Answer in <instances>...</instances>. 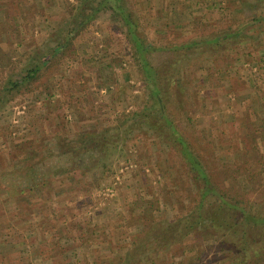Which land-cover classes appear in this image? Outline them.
<instances>
[{
  "label": "rangeland",
  "instance_id": "374dc122",
  "mask_svg": "<svg viewBox=\"0 0 264 264\" xmlns=\"http://www.w3.org/2000/svg\"><path fill=\"white\" fill-rule=\"evenodd\" d=\"M127 1L146 42L181 44L216 35L226 23L232 24L231 30L240 28L237 37L222 44L203 45L193 53L186 49L189 61L180 66L178 85L161 102L178 133L213 168L221 169L220 162L235 170L245 159L255 169L262 160L264 167L258 152L264 151L259 135L264 123V21L255 20L264 11V0H188L177 5L172 0ZM72 4L73 0H0V46L15 61L12 70L6 65L4 81L45 56L34 52L54 46L55 34L72 21ZM122 28L108 12L100 13L50 68L53 75L41 77L51 97L13 93L9 101H0L2 186L13 183L10 172L40 162L41 150H54L51 133L74 138L83 130L103 129L116 114L156 108V98L149 97L129 61ZM98 83L104 87L98 88ZM121 148L109 160L110 175L101 176L99 167L92 168L75 184L55 174L48 178L52 182L46 190L28 196L21 208L25 219L10 227L24 237L19 238L22 245L12 248L18 256L14 264H130L126 258L132 236L144 224L171 220L183 210L190 181H182L185 194L175 197L180 145H175L170 131L135 129L122 138ZM192 185L196 188L194 180ZM12 195L0 189V219L20 206ZM249 198L264 210V190ZM148 206L151 211H145ZM79 233L84 241L76 238ZM248 233L251 237L254 232ZM70 235L75 237L72 243L67 240ZM218 239L188 237L181 258L166 249L154 264H229L232 253L223 252ZM139 261L143 264L142 258ZM247 264H264V254Z\"/></svg>",
  "mask_w": 264,
  "mask_h": 264
},
{
  "label": "trees",
  "instance_id": "16d2710c",
  "mask_svg": "<svg viewBox=\"0 0 264 264\" xmlns=\"http://www.w3.org/2000/svg\"><path fill=\"white\" fill-rule=\"evenodd\" d=\"M187 2L188 0H172L174 5ZM259 10L262 11V8L260 7ZM72 12V15L69 16L72 21L63 29L64 32L55 34L54 46H49L50 50H40L33 54L45 56L38 61L34 60L32 66L12 75L13 77L8 78L7 76L6 81H4L5 75L3 74L6 65L12 70L14 68L12 64L15 61L9 56L7 57L0 46V76L2 78L0 80V87L2 86L0 96L3 98L0 97V101H9L8 96L12 97L14 94L28 95L35 92L44 93L48 98L51 97V92L45 81H41V77L46 73L49 74L47 76L53 75L48 71L57 65V59L67 54L75 39L88 28V25L100 13L108 12L117 25L123 26V34L129 46L127 51L129 61L135 67L143 86L148 89L149 97L156 98V108L148 106L140 112L132 110L128 113L116 114L110 125L98 130H83L74 138L65 137L59 131L53 132L49 141L50 144H54V150L45 149V154L41 150L40 162L30 164L22 171L16 170L14 174L11 172V175L7 174L13 183L8 186H2L0 183V189L10 192L21 203L17 207V211H9L0 219L1 264L6 261L8 264L17 262V251L12 248L22 245L24 241L19 238L24 239V237L18 234V231L11 230L10 227L13 222H21L25 219L21 208L22 206L26 207L30 194L46 190L52 182L48 178H53L55 174H59L75 184H79L81 178L84 179V176L92 168L97 170L99 167L101 176L110 175L111 161L109 160L115 153H121L122 138L133 130L144 127L153 130L158 128L163 133L170 131L175 145H180V149L176 152L177 158H175L178 168L174 172L175 177L177 174L180 176V179H177L180 186H177L174 194L177 198H180V194H185L181 190L183 187H181V183L184 179L190 181L187 185L190 192L188 191L189 194L186 193L184 196L183 210L175 214L171 220L159 218L157 223L144 224L140 232L132 236V247L126 261L130 264H140L139 260L142 258L143 264H154L158 260L156 258H162L161 254L166 249L174 250L173 256L181 258L183 256L181 248L188 237L195 239L211 237L214 240L220 238L221 240H218L222 244L220 245L221 250L232 253L228 259L229 264H247L263 255L264 210L260 211L263 205L253 203L249 198L250 194L264 190L262 188L264 187L262 160L257 162L260 166L259 169L252 168L246 161L247 159L243 161L241 167H237L235 170H230L227 164L222 165L220 162L217 167H221V169L213 168L207 159H201L203 157L194 151L196 149L188 139L178 133L179 130L165 112L161 102L165 94L171 96L178 85L179 77L177 75L180 74V66L183 61H189L185 57L186 49L193 53L203 45L222 44L228 39L237 37L241 33L240 28L231 30L232 24L226 23L227 26L221 32L204 39H192L181 44L154 43L146 42L139 34V25L133 14L132 5L127 0H73ZM5 18H8V15ZM233 19V17L230 18L231 21ZM255 20L257 22L264 21V11L257 15ZM4 23L7 25L6 21ZM97 87H104V84L98 83ZM48 102H50L49 99ZM48 107L49 104L46 108ZM260 126L263 130L259 135H261L264 148V123ZM255 135L256 133L253 134V136ZM255 148L259 149L260 147L256 146ZM258 152L260 158H263L264 151ZM48 161H51V164L57 163L56 167L48 166ZM3 178L4 176L1 179L4 180ZM13 178L17 180L21 178L24 182L18 183ZM193 180L196 188L193 185L191 187ZM83 189L88 191L87 187L83 186ZM145 211H151L149 206ZM31 217L32 215L29 216V218ZM25 222L27 223V220ZM30 223H28V228L33 231ZM248 230L254 232L251 237L248 235ZM70 236L72 239L68 238L67 240L74 241L75 237ZM76 238L84 241L82 233H79ZM237 256H242V258ZM109 263L107 262V264Z\"/></svg>",
  "mask_w": 264,
  "mask_h": 264
}]
</instances>
